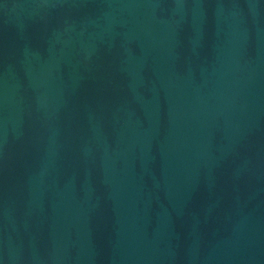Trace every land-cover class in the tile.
Wrapping results in <instances>:
<instances>
[{
	"label": "water",
	"instance_id": "water-1",
	"mask_svg": "<svg viewBox=\"0 0 264 264\" xmlns=\"http://www.w3.org/2000/svg\"><path fill=\"white\" fill-rule=\"evenodd\" d=\"M0 264H264V0H0Z\"/></svg>",
	"mask_w": 264,
	"mask_h": 264
}]
</instances>
